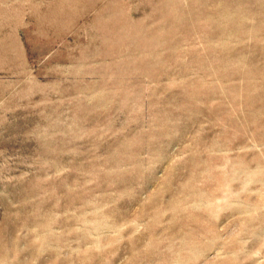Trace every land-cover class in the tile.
I'll use <instances>...</instances> for the list:
<instances>
[{"label": "rangeland", "instance_id": "374dc122", "mask_svg": "<svg viewBox=\"0 0 264 264\" xmlns=\"http://www.w3.org/2000/svg\"><path fill=\"white\" fill-rule=\"evenodd\" d=\"M0 264H264V0H0Z\"/></svg>", "mask_w": 264, "mask_h": 264}]
</instances>
